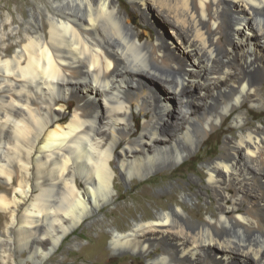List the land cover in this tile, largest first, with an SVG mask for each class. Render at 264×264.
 Segmentation results:
<instances>
[{"label":"bare ground","instance_id":"bare-ground-1","mask_svg":"<svg viewBox=\"0 0 264 264\" xmlns=\"http://www.w3.org/2000/svg\"><path fill=\"white\" fill-rule=\"evenodd\" d=\"M127 1L132 11L119 0H32L16 25L1 11L7 238L43 264L115 199L117 177L133 186L156 170L172 176L219 144L200 169L204 183L172 187L153 200L159 210L110 226L109 249L145 264H264V122L250 125L242 110L264 106V0ZM15 38L23 43L6 54ZM229 117L231 134L218 130L198 152ZM150 189L137 190L139 205Z\"/></svg>","mask_w":264,"mask_h":264},{"label":"rangeland","instance_id":"rangeland-1","mask_svg":"<svg viewBox=\"0 0 264 264\" xmlns=\"http://www.w3.org/2000/svg\"><path fill=\"white\" fill-rule=\"evenodd\" d=\"M45 1L47 2V0ZM119 1L125 11H127V9H130V11L133 10L127 0ZM31 3L32 0H0V13L1 11L4 13H9L15 19L14 25L17 23L21 24L22 19L19 13H24V15H27ZM135 22L136 19H134L133 23ZM158 26V22L154 23L153 26H150L152 33L155 34V32L161 29L160 26ZM142 29H144V25L137 27V31L139 32H141ZM164 31H166L168 35H165L167 33ZM164 31L163 34L165 37L172 35L168 29H165ZM145 36L146 35H144L143 38H145ZM6 42H10L12 45V49H9L6 52V54L9 55H12L14 50L19 48V44L23 43V41H20L17 38L14 40H6ZM9 55L7 56L9 57ZM157 79L160 80L161 78L157 76ZM148 81L149 83L153 84L152 80ZM261 86L264 87V83H262ZM262 95H264V89L262 90ZM204 99L205 96H202V100ZM246 108L249 110L248 121L250 125L257 126L259 123L264 122V106L257 108L245 104L242 110H245ZM67 110L68 113H70L71 110ZM251 115H254V117L249 119V116L251 117ZM231 121L232 117L227 118L222 126L221 122L219 121L215 128L209 131L208 135H210V137H208L205 143L201 146V150L198 152L203 153V150L206 147L209 148V146L214 144L216 137L215 132H218V130L220 131L219 138L221 140L223 136L230 135L231 133L226 128L227 126L232 125ZM6 134L7 133H5L4 137L5 140L8 138ZM219 151L220 146L218 144L211 148L208 153L203 154L202 157L189 161V157L197 152V150H195L191 153V155L189 154L186 158L181 160L184 161L180 165L181 170L172 176L159 173L161 171H166L167 169L156 170L146 176H152L153 178L151 180L147 181L142 179L137 181V183L133 186L131 182H124L119 177H117L115 179L116 188H114V193H117L115 199L110 203L104 204L98 211H96V213H93L92 215L85 218L83 222H81L70 233H68L60 241L58 247L49 255L43 264H145V259L138 253H131L128 250L113 253L109 249V238L107 236L109 227L112 225H122L125 221L131 222L134 218L139 217L141 213L144 212V209H149L150 212L159 210L160 207L153 200L156 197L171 192L172 187L176 189L181 188L182 186L183 188L187 189L192 187L191 190L194 191L193 188L195 186L205 182V180L199 177L200 169L202 168L204 162L207 159L215 156ZM0 157H2L1 153ZM191 179H194L195 182H197L196 185H194L193 182V184L191 183ZM11 184L12 186H16L15 180H11ZM143 187L151 188L149 190L150 198L143 197L140 200L141 205H139L136 200V193L143 189ZM0 191L5 192L8 196L12 193V188L0 180ZM180 195V193L177 194L178 197H180ZM19 197L21 198V196ZM169 202L171 203V201ZM193 202H198V200L196 201L194 199ZM200 203L202 205H206L210 203V200L208 198H204L200 201ZM189 206L191 207L192 205L190 204ZM7 221L8 214L4 213L3 210L0 209V264H14L15 261L18 262V255H20L21 262H18L17 264H35L29 259L24 261V259L27 258L28 253L24 250H21L20 253H18L16 242L13 239L11 240L7 238L5 232V224ZM47 238V235L44 236V240H47Z\"/></svg>","mask_w":264,"mask_h":264}]
</instances>
